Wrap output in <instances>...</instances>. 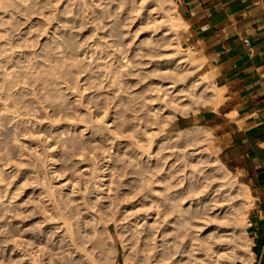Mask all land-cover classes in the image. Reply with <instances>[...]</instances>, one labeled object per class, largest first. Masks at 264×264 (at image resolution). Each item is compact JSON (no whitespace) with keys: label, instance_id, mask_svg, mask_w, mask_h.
Returning a JSON list of instances; mask_svg holds the SVG:
<instances>
[{"label":"rangeland","instance_id":"1","mask_svg":"<svg viewBox=\"0 0 264 264\" xmlns=\"http://www.w3.org/2000/svg\"><path fill=\"white\" fill-rule=\"evenodd\" d=\"M176 15L173 0H0V264L39 231L59 251L65 219L95 234L97 264H154L198 184L219 207L208 240L243 258L245 184L217 156L227 129L190 120L216 85Z\"/></svg>","mask_w":264,"mask_h":264},{"label":"crops","instance_id":"2","mask_svg":"<svg viewBox=\"0 0 264 264\" xmlns=\"http://www.w3.org/2000/svg\"><path fill=\"white\" fill-rule=\"evenodd\" d=\"M173 2L185 27L184 44L204 60L222 96L216 109H199L190 120L216 121L227 129L221 134L224 145L217 149L218 159L248 187L251 197L245 227L250 254L235 264H264V3Z\"/></svg>","mask_w":264,"mask_h":264},{"label":"bare ground","instance_id":"3","mask_svg":"<svg viewBox=\"0 0 264 264\" xmlns=\"http://www.w3.org/2000/svg\"><path fill=\"white\" fill-rule=\"evenodd\" d=\"M175 19L178 21L180 25L179 27L182 29L180 34L183 35L184 34L183 21L180 18V16H178V14L175 16ZM173 23L175 24V22ZM179 47L180 45L178 42L176 48L178 49ZM190 50L192 51V55H190L191 51H189V54H187V56H190L192 59L193 58L195 59L193 55L194 52L192 50V47L190 48ZM201 79L205 80L206 82L209 79V76L204 75ZM169 87H174V84H170ZM221 101H222V96L220 89L215 86L212 91V101L208 105V108L216 109L219 103H221ZM201 163H204V161H201ZM201 170L202 168H199L197 170V174H200ZM200 186H202V188L199 190ZM205 188L206 185L198 184V186L192 188L190 191L185 190L178 193L177 201L179 203L175 204L174 206L175 207L178 206V208H176L177 216H181L183 217V219H181L180 222L175 224L176 226H174V229L177 232L175 237L166 238L167 242L172 241V243H170L168 246H166L167 244L165 243L164 247H167L166 250L163 253H161V259H157V261H155L154 264H165L164 262L171 259V257L175 254H177V257L171 262V264H235L236 250H234L233 247L228 249L229 247L225 246L227 245V243L222 241L218 242V240H213L210 242L207 238L206 231L210 229L211 226L210 223L212 224V220L208 219L205 216L206 210L211 209V207L208 206H212V207L217 206V208L219 207L218 204L215 203L211 205L205 203V196L207 194ZM243 197L244 199H246V202L249 205L251 197L248 187L246 185H244ZM194 198L195 199L198 198L196 199L198 207L191 209L184 207L179 208L184 200L189 202L192 201ZM41 222L43 223L44 220ZM61 223H62L61 226L59 225L55 226V228H58L59 232H63L62 237L58 240L59 243L58 244L56 243L55 244L56 246L54 247L56 249H59V251L51 250L53 248L47 244V242L45 241V235L42 234L41 231L37 232L36 235L34 236V239L31 241L24 242L19 240V241L10 242L6 240L5 242L8 244L6 245L7 247H12L19 250L18 252L22 251L21 255L24 258L21 259L23 261L20 264H97L99 263L96 261L97 258L93 254L88 252L87 247L85 248V245H83V243L81 242V239L82 241L83 239L93 241L92 237L93 235L95 236V234L89 233L88 231L82 229V230H78V232H80V234L78 235L75 229L70 227V223L68 222L67 219H65ZM191 223L193 224V226H197L198 229L191 230L190 227V225H192ZM246 224H247V220L245 215H241L240 217H238L237 226L241 231H243V235H244V242L240 247L241 248L240 250L244 253L243 260L247 258L248 254H250L249 239L245 235ZM219 226H220L219 224H216L214 228H217ZM107 228L108 225H106V229ZM193 231H200L201 233L199 236L192 235ZM167 235L168 233L164 232V236ZM55 238L56 237H54V239ZM93 245H91V247ZM24 247H28V249H24ZM94 247L95 245L92 248ZM195 250L196 253L194 252ZM53 252L57 254L56 257H52V255L54 254ZM186 258L187 260H184Z\"/></svg>","mask_w":264,"mask_h":264},{"label":"built area","instance_id":"4","mask_svg":"<svg viewBox=\"0 0 264 264\" xmlns=\"http://www.w3.org/2000/svg\"><path fill=\"white\" fill-rule=\"evenodd\" d=\"M262 2L264 3V0H262Z\"/></svg>","mask_w":264,"mask_h":264}]
</instances>
